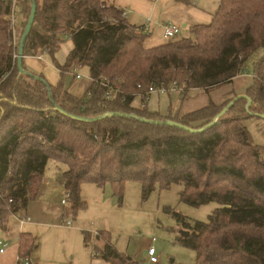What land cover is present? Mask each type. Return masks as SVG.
I'll list each match as a JSON object with an SVG mask.
<instances>
[{
	"label": "trees",
	"instance_id": "16d2710c",
	"mask_svg": "<svg viewBox=\"0 0 264 264\" xmlns=\"http://www.w3.org/2000/svg\"><path fill=\"white\" fill-rule=\"evenodd\" d=\"M34 2L23 54H47L61 73L75 64L86 66L91 85L76 97L62 84H48V91L42 75L34 74L39 77L34 79L20 73L18 45L5 19L10 0H0V231H7L10 217L19 216L37 197L53 159L66 167L59 179L68 195L64 215L85 208L83 183L110 184L120 200L128 181L141 184L143 198L156 186L181 185V202L219 205L206 222L192 224L174 212L189 232L177 241L195 251L198 264H264V147L254 143L245 125L253 114H264V55L254 63L252 83L245 89L249 103L246 98L236 100L202 133L142 121L170 119L193 128L211 122L238 94L174 119L146 109L148 88L178 89L185 96L191 89L209 93L231 85L245 74L248 57L264 48V0H220L209 24L194 25L187 35L180 33L152 48L144 47L142 29L130 25L112 4ZM18 6L28 18L30 0ZM67 39L73 47L60 65L55 55ZM107 89L112 91L110 99L105 98ZM136 97L138 107L133 106ZM56 106L82 117L109 112L133 117L106 115L86 123L61 114ZM100 233L95 254L102 260L141 264L117 251L108 232ZM83 240H89L87 233ZM36 247L31 235L19 234L18 256L30 257Z\"/></svg>",
	"mask_w": 264,
	"mask_h": 264
},
{
	"label": "rangeland",
	"instance_id": "374dc122",
	"mask_svg": "<svg viewBox=\"0 0 264 264\" xmlns=\"http://www.w3.org/2000/svg\"><path fill=\"white\" fill-rule=\"evenodd\" d=\"M17 11H19L18 27L13 34V41L16 45H18L27 20L26 14L20 12L19 6ZM187 33L182 31L181 35L184 36ZM44 55L47 61L49 57ZM66 55L65 49L62 48L57 61L59 62L60 59L65 61ZM263 55L264 48H259L246 60L245 74H242V78H246L242 84L244 89L252 83L251 76L246 74L252 71L254 63ZM79 71L81 75H84V79L75 83L78 88L88 80L86 67L79 68ZM72 81L73 78L66 75L65 85H69ZM205 97L208 98L207 95ZM202 99V97H197L196 103H200ZM139 104L140 100L136 98L134 105L139 106ZM246 124L254 143L264 147V119L249 117ZM64 170V164L53 159L48 161L45 168L42 184L46 188V192L42 198L47 199L48 193L55 191L54 198L47 200L54 210L53 214L37 218L31 214V211L24 210L19 213V216H24L27 213L32 218V221L24 222L26 224L20 228L21 233L31 235L37 242V247L30 252L29 258L32 263L107 264L98 255H93L97 252L96 245L100 246V242L95 243L96 236L101 234V231H105L109 233L111 244L116 250L131 257L132 260L145 261L144 251L154 239L153 244L159 257V264H198L195 251L182 246L177 241L180 237L179 230L182 228L174 212L182 215L192 224L195 221L206 222L208 216L219 207L217 203L210 202L200 206L183 203L178 195L182 189L181 185H172L167 189H159L156 186L146 198H143L141 184L128 181L124 185L120 200L114 195L110 184L98 187L85 183L82 185L80 194L81 199L85 201V208L76 214L64 215V207L61 203L64 193H57L55 190V183H58ZM34 200L29 201L27 208H30L32 204L34 207ZM36 209L33 210L36 211ZM167 209L170 211L168 212ZM19 216L10 217V230L7 235L4 234L5 231H0L2 239H7V241L11 239L4 249L5 252L0 253V264H20L16 261L18 254L15 238L19 232ZM66 220L71 221L70 226L64 224ZM85 233L89 237L86 243L83 240Z\"/></svg>",
	"mask_w": 264,
	"mask_h": 264
},
{
	"label": "crops",
	"instance_id": "0c3cea01",
	"mask_svg": "<svg viewBox=\"0 0 264 264\" xmlns=\"http://www.w3.org/2000/svg\"><path fill=\"white\" fill-rule=\"evenodd\" d=\"M101 1L105 2L107 5L112 4L116 8L125 12V18L127 22L130 25L142 29V32L145 33V39L143 42L145 48H152L164 44L168 40H170V39H166L163 35V26L167 23H173L180 26L181 32L182 31L189 32L190 27L194 25L209 24L220 3V0H101ZM72 47L73 44L70 39H67L65 42H63L61 44L60 50L55 55L56 60L62 48L65 49L66 54L68 55ZM44 56H45L44 54L24 55L23 66L25 67L26 71L36 75H42L46 80V82L52 86H56L57 84H62L63 87L70 94L76 97H82L87 91L88 87L91 85V79L89 76L88 68L86 66H81V67H86L88 71V76H87L88 80L78 88L75 85V83L82 81V79H84V75H81L79 79H76L74 78L71 71H66L64 73H61V71L58 70V68H56V66L52 63L50 57L46 54V56L49 57L46 61ZM65 61H63V59H60L59 62L58 61L57 62L60 65H63ZM252 74H253L252 71H250L246 75L248 76L250 75L252 77ZM66 75L73 78V81L70 82L69 85L67 86L65 85L64 82ZM245 79H246L245 77L242 78V74H241L240 76H237L233 80L231 85L214 89L209 93H205L201 89H191L184 96L182 95L181 91L178 89H170L169 91H155L150 94L146 103V109L149 112L157 113L161 117H172L174 119H180L181 117L189 113H192L196 110L205 107L210 101L216 105H220L225 100L229 99L232 96V94H245V89L248 87L247 86L245 89L243 88L244 86L242 84L246 81ZM206 95L208 96V98L205 97ZM197 97L203 98L200 103H196ZM133 106L136 107L134 105V102H133ZM246 121H245V125L247 127ZM42 183H43V179H42ZM55 184H56L55 186L56 192L64 193V189L60 185L59 180L58 183ZM82 185H81V190H82ZM45 192H46V188H44V185L42 184L41 189L36 199L34 200L35 201L34 207L32 204V206L30 208H27L25 211H31V214L37 218H40V216L47 217L50 216V214H53L54 210L52 209V207H50V203H48L47 200L51 199L52 197L54 198L55 191H53L52 193L49 192L48 193L49 196L47 199L42 198L45 196ZM35 208H37L36 211L33 210ZM25 215L28 216L32 221V218L27 213ZM25 224L26 223L21 224L18 220L19 232L17 236H15L17 241V245H16L17 252H18V238H19V234L21 233L20 228L22 225ZM9 230L10 228L8 223V229L7 231H5L4 234L7 235ZM9 240L11 239H8V243ZM98 242L99 241L95 240V243ZM4 252L5 251L1 253Z\"/></svg>",
	"mask_w": 264,
	"mask_h": 264
},
{
	"label": "water",
	"instance_id": "95a60500",
	"mask_svg": "<svg viewBox=\"0 0 264 264\" xmlns=\"http://www.w3.org/2000/svg\"><path fill=\"white\" fill-rule=\"evenodd\" d=\"M34 16H35V2L34 0H30V13L29 16L27 18V21L25 23V26L22 30L19 42H18V46H17V52H16V66L17 69L20 73H25L31 77H33L34 79H39L38 76L24 70L23 68V51H24V44L26 41V38L33 26V22H34ZM43 83L47 86V89L49 91V87H48V83L46 81H43ZM240 98H246L248 103L250 101L249 97L246 94H238L236 95L234 98L231 99V101L226 104V106L213 118V120L211 122H209L208 124L200 127V128H193L190 126H187L185 124H182L180 122L174 121V120H152V119H142V121L146 122V123H150V124H156V125H166V126H171V127H175L178 128L180 130L189 132V133H193V134H199L202 133L203 131L207 130L208 128L212 127L216 120L222 116L232 105L233 103L240 99ZM55 109L57 111H59L61 114L70 117L72 119H76L78 121L81 122H86V123H91V122H95L97 120H100L102 118H104L106 115L107 116H118V117H133V115H128L126 113H121V112H109L107 114H102L96 117H82V116H76V115H72L67 113L66 111L62 110L61 108H59L58 106L55 107ZM253 116L255 117H259V118H263L264 119V114H253ZM180 236L181 237H186L188 236L189 232L187 230H183L180 229L179 230Z\"/></svg>",
	"mask_w": 264,
	"mask_h": 264
},
{
	"label": "built area",
	"instance_id": "2783aa9c",
	"mask_svg": "<svg viewBox=\"0 0 264 264\" xmlns=\"http://www.w3.org/2000/svg\"><path fill=\"white\" fill-rule=\"evenodd\" d=\"M21 0H10V13L6 16V20L9 22L10 27L12 29V35L14 34L16 28L18 27V5L19 2ZM123 15L125 16V12H123ZM181 32V28L180 26L173 24V23H167L163 26V35L166 39H172L174 37H176L177 35H179ZM81 67L80 64H75L72 66V68L70 69L71 73L73 74L74 78L79 79L81 77V74L79 72V68ZM102 82L104 83V85L108 86V81L106 79H102ZM155 91H165L164 88H159L156 89L154 87H149L148 88V93L151 94L152 92ZM112 97V91L109 89H107L106 93H105V98L106 99H110ZM67 193L64 194V198L61 199V203L62 205H66L67 204ZM19 222L21 224H23L24 222H29L30 218L26 215L21 216L20 218H18ZM65 225L70 226L71 225V221L70 220H66L64 222ZM96 234V232H94ZM154 239H152V241L149 243V245L147 246V248L144 251V256H145V261L141 262V264H159V257L157 255L156 249L154 247ZM8 245V241L5 239L0 238V253L4 251L5 247ZM94 256H96V254H93ZM17 262L20 264H34L30 261L29 257H21V256H17Z\"/></svg>",
	"mask_w": 264,
	"mask_h": 264
}]
</instances>
